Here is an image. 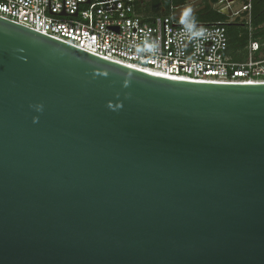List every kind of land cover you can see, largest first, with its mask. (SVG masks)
<instances>
[{
	"label": "water",
	"instance_id": "water-1",
	"mask_svg": "<svg viewBox=\"0 0 264 264\" xmlns=\"http://www.w3.org/2000/svg\"><path fill=\"white\" fill-rule=\"evenodd\" d=\"M0 264H264V84L160 76L0 17Z\"/></svg>",
	"mask_w": 264,
	"mask_h": 264
},
{
	"label": "built area",
	"instance_id": "built-area-1",
	"mask_svg": "<svg viewBox=\"0 0 264 264\" xmlns=\"http://www.w3.org/2000/svg\"><path fill=\"white\" fill-rule=\"evenodd\" d=\"M144 0H0V17L63 41L102 59L179 80L223 84H264V50L252 39L251 0L232 20L212 24L181 22L171 16L152 21L137 11ZM223 14H228L225 7ZM226 14V15H227ZM250 30L246 59L230 53L226 24Z\"/></svg>",
	"mask_w": 264,
	"mask_h": 264
},
{
	"label": "trees",
	"instance_id": "trees-1",
	"mask_svg": "<svg viewBox=\"0 0 264 264\" xmlns=\"http://www.w3.org/2000/svg\"><path fill=\"white\" fill-rule=\"evenodd\" d=\"M177 3V0H154L151 4H144L143 1L137 4V11L146 18V21H152L157 16H171L176 10L177 5L175 4ZM251 5L252 39L261 43L262 50H264V0H251ZM228 20L226 14L216 11L205 18L181 20V22L212 24ZM226 27L230 40V53L239 61H244L246 47L250 39L248 26L244 23L234 22L226 24Z\"/></svg>",
	"mask_w": 264,
	"mask_h": 264
},
{
	"label": "flooded vegetation",
	"instance_id": "flooded-vegetation-1",
	"mask_svg": "<svg viewBox=\"0 0 264 264\" xmlns=\"http://www.w3.org/2000/svg\"><path fill=\"white\" fill-rule=\"evenodd\" d=\"M177 7L180 8L183 6L191 5L195 2H200L198 6L193 8L194 13L187 17L184 20L194 19L198 20L201 18H205L207 16L212 15L214 12H225V7H229V11H233L237 9L239 5H242L246 2V0H234L232 2H229L228 0H177ZM174 5V6H175ZM238 5V6H237ZM228 18H231V15L229 13L227 14Z\"/></svg>",
	"mask_w": 264,
	"mask_h": 264
},
{
	"label": "rangeland",
	"instance_id": "rangeland-1",
	"mask_svg": "<svg viewBox=\"0 0 264 264\" xmlns=\"http://www.w3.org/2000/svg\"><path fill=\"white\" fill-rule=\"evenodd\" d=\"M153 1H154V0H144V4H151ZM237 6H238V5H237ZM240 7H241V5H239V6L237 7V9L240 8ZM230 20H232V19H230ZM234 22H236V21L234 20Z\"/></svg>",
	"mask_w": 264,
	"mask_h": 264
},
{
	"label": "bare ground",
	"instance_id": "bare-ground-1",
	"mask_svg": "<svg viewBox=\"0 0 264 264\" xmlns=\"http://www.w3.org/2000/svg\"><path fill=\"white\" fill-rule=\"evenodd\" d=\"M147 72H149V73H153V74H156V73H154L153 71H150V70H146ZM158 75V74H157Z\"/></svg>",
	"mask_w": 264,
	"mask_h": 264
}]
</instances>
